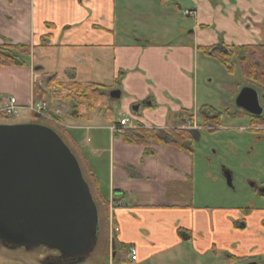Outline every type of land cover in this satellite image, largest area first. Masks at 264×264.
I'll use <instances>...</instances> for the list:
<instances>
[{
  "label": "crops",
  "instance_id": "0c3cea01",
  "mask_svg": "<svg viewBox=\"0 0 264 264\" xmlns=\"http://www.w3.org/2000/svg\"><path fill=\"white\" fill-rule=\"evenodd\" d=\"M124 1L0 0V44L31 47L27 65H0V104L13 96L21 110L30 113L24 106L33 100V81L38 77L42 84L54 74L64 81L111 86L118 95L106 112L99 108L98 116L95 109L72 118L64 109L61 115L107 200L121 201L109 209L110 238L128 251L134 249V260L147 264H204L206 256L210 264H220L215 260L222 255L232 264L247 255L264 257V213L257 214L258 234L246 230L241 213L227 211L219 202L208 205L205 178L214 160L194 147L202 130L188 150L163 139L147 145L128 143L110 129L126 116L129 129L155 130L162 137L186 116L198 121L199 109L209 107L199 86L198 59L201 54L211 56L208 50L219 46L226 50L264 44V0H189L183 9L177 0H148L170 7L162 12L167 21L178 14L173 7L190 20L182 33L157 38L136 30V20L125 25L130 9ZM234 105L228 108L233 115H223L217 129L225 117H243ZM245 116L247 123L239 128L256 131L258 126H250L251 118ZM216 167L212 177L220 182ZM178 230L191 238L182 240Z\"/></svg>",
  "mask_w": 264,
  "mask_h": 264
},
{
  "label": "water",
  "instance_id": "95a60500",
  "mask_svg": "<svg viewBox=\"0 0 264 264\" xmlns=\"http://www.w3.org/2000/svg\"><path fill=\"white\" fill-rule=\"evenodd\" d=\"M235 103L251 114L262 112L252 87H243ZM191 133L198 139L197 130ZM223 173L231 186L230 171ZM97 225L88 184L60 136L40 123H0V242L9 247L43 245L74 264L83 260Z\"/></svg>",
  "mask_w": 264,
  "mask_h": 264
},
{
  "label": "rangeland",
  "instance_id": "374dc122",
  "mask_svg": "<svg viewBox=\"0 0 264 264\" xmlns=\"http://www.w3.org/2000/svg\"><path fill=\"white\" fill-rule=\"evenodd\" d=\"M137 2L138 0L124 1V4L127 5L130 10L126 13L128 17L124 19L123 22H125V25L129 26L130 21L136 20L137 22H132L137 25L136 30L144 32L143 34L148 37L157 38L158 36L170 32L175 35L177 33H182V28L184 26L190 25V20L182 14V10L178 11L173 7V10L178 14L172 17L171 24V21H167V18L164 17V13H162L165 10L164 7L170 8L168 5L165 4L160 6L158 2H154V5H151L148 0ZM177 2L181 4L182 9L183 7H188L189 4V0H177ZM151 9L152 11H150ZM125 11H127V9H124V12ZM144 11H148L150 14L145 15ZM117 14L120 13L117 12ZM167 24H171L168 29L166 28ZM186 36L191 35L185 34V38ZM208 51L212 56L213 49L211 48ZM201 55L202 56L198 59L197 75L199 86H201L202 91L208 98V106L210 108H218L217 110L219 111L228 108L230 110L236 108L234 105L236 104L234 95H237L238 91L241 90L243 86H249L245 84L239 66L235 60L232 59V71H228L216 58L211 56L208 57L203 54ZM235 88H239V90L232 95ZM253 88L255 89V87ZM256 92L259 104L264 110V99L260 92L257 90ZM59 104L65 105L63 102ZM224 106L228 107L223 109ZM99 108H101L102 111L104 110L103 107ZM99 108H97L98 110L96 109L97 112L94 113V116L99 115ZM239 113L243 115V117H240V115L235 116V118H237L235 120L225 117L222 123L223 126L220 129H217L218 126L205 123L200 117L197 118L198 121L191 118L196 125L201 127L200 131H204L200 132V138L197 143L194 142V147L196 149L199 148V150L203 149L207 151L208 155L214 160V167L210 170V177L205 178V183L210 194L208 205H217V202H219L225 206L227 211L230 210L232 212L241 213L242 216L246 217L248 226L246 230L252 233H258V228L255 224H257V214L264 213V196L258 194L251 183L259 185L261 182H264V134L256 132H261V130L264 132V126H256V131L251 130L252 127L239 128L241 125L247 123L248 118L245 115L250 117L249 114H246L242 110H239ZM35 120L36 119L31 116L30 113L24 112L23 110H20L17 116L0 117V122L6 124L30 123ZM38 122H45V120L41 118ZM250 126L255 127V125L251 124ZM214 149L218 152L217 154H215ZM218 165L220 167L219 178L216 177L220 182H217V180L212 177L213 173H217L218 169L216 166ZM225 170L231 173V186L226 183L223 173ZM255 207L263 208V210L254 211L253 208ZM101 226L102 227H100L99 224L97 225L94 240L83 254L84 259L74 264H103L105 257L107 255L109 256L111 228L109 225ZM262 226L264 227L263 224ZM39 246L40 245L9 247L0 242V264H44V262L47 264L46 262L49 260L47 257L58 253ZM228 253L230 252L227 251V254ZM206 257H204V264H206L207 261L208 264H210L211 258L208 256ZM187 259L188 257L184 260ZM217 260L221 262L220 264H227L224 261L223 255L219 256V259L215 261ZM250 261L262 264L264 263V257L256 254L247 255L244 256V258H239V260L232 264H247ZM128 264L147 263H140L130 259Z\"/></svg>",
  "mask_w": 264,
  "mask_h": 264
},
{
  "label": "trees",
  "instance_id": "16d2710c",
  "mask_svg": "<svg viewBox=\"0 0 264 264\" xmlns=\"http://www.w3.org/2000/svg\"><path fill=\"white\" fill-rule=\"evenodd\" d=\"M46 38V36H43L42 40H46ZM30 54L31 47L29 45L2 43L0 44V65L25 66L27 65V59H29ZM212 56L216 58L219 63L224 65L228 71H232L233 61L231 60L234 59L239 66L245 84L255 87L264 99V44L227 47L226 51L213 49ZM38 80L39 78L37 77L33 81V100L48 101L53 106L63 102L65 103L66 112L72 118H78L84 112H91L99 107H103V111L106 112V109L114 100L109 94L111 91V86L109 85L94 82L81 83L76 81H64L55 74L45 79L42 84L39 83ZM227 114L231 115L232 113H229L228 109L218 111L206 106H202L198 111L199 117L205 123L214 126H219L221 117ZM249 115L251 117V125L264 126V110L260 115ZM0 117L6 118L2 113H0ZM33 117L36 119L33 122L41 123L52 128L74 154L95 203L98 214V224L100 227H102L101 225H108L109 200H107L102 192L92 168L69 130L65 129L63 126H54L47 121L38 122L41 118L37 115H33ZM122 138L128 143L142 145H147L156 140L163 139L167 143L188 150H192L194 142L193 135L188 130L179 128L166 130L165 135L162 137L155 130L145 128H139L137 130L127 129L122 134ZM259 194L264 196V193ZM261 223L264 225V217L261 219ZM178 236L182 240H189L191 238V235L184 230H178ZM113 242V248H111V243L109 242L110 253L109 256L107 255L105 257L103 264H128L130 257L127 246L123 243L116 242L115 239ZM39 247L49 249L43 245ZM50 250L58 252L55 249ZM66 263L67 262H59L58 264Z\"/></svg>",
  "mask_w": 264,
  "mask_h": 264
},
{
  "label": "built area",
  "instance_id": "2783aa9c",
  "mask_svg": "<svg viewBox=\"0 0 264 264\" xmlns=\"http://www.w3.org/2000/svg\"><path fill=\"white\" fill-rule=\"evenodd\" d=\"M186 13H190L186 11ZM22 107L17 103L16 99L13 96H9L3 99V102L0 104V112L8 117L17 116ZM25 108L31 113L42 117L43 119L50 121L53 124L61 125L59 119L62 109L64 108L63 104H59L57 107L52 108L49 103L45 101H36L30 102ZM129 125V118L122 117L118 120L117 123L111 125L110 129L118 134H122ZM139 128V127H134ZM183 128H197L195 124L186 120L185 126ZM121 205L119 199L110 200V209H113ZM131 258H135V250H131Z\"/></svg>",
  "mask_w": 264,
  "mask_h": 264
},
{
  "label": "flooded vegetation",
  "instance_id": "af4514ba",
  "mask_svg": "<svg viewBox=\"0 0 264 264\" xmlns=\"http://www.w3.org/2000/svg\"><path fill=\"white\" fill-rule=\"evenodd\" d=\"M216 49V48H214ZM217 50L220 51H226L223 47L219 46L217 47ZM251 185H253L255 187V191L259 194V193H264V183L262 182L261 184L257 185L255 183H251ZM49 260H47V263H54V264H58L59 262H70L71 259L60 256L59 253H57L56 255H51L47 257Z\"/></svg>",
  "mask_w": 264,
  "mask_h": 264
}]
</instances>
